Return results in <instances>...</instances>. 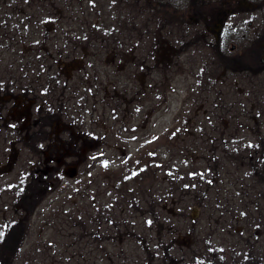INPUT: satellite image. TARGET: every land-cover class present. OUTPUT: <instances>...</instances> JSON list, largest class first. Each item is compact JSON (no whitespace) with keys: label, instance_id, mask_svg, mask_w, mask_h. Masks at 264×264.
<instances>
[{"label":"rangeland","instance_id":"rangeland-1","mask_svg":"<svg viewBox=\"0 0 264 264\" xmlns=\"http://www.w3.org/2000/svg\"><path fill=\"white\" fill-rule=\"evenodd\" d=\"M30 1L0 0V232H24L0 263L257 264L264 0ZM56 26L83 54L55 63Z\"/></svg>","mask_w":264,"mask_h":264},{"label":"trees","instance_id":"trees-1","mask_svg":"<svg viewBox=\"0 0 264 264\" xmlns=\"http://www.w3.org/2000/svg\"><path fill=\"white\" fill-rule=\"evenodd\" d=\"M38 0H31L30 2H31V4H33V6L34 5H36V3L35 2H37ZM48 2V3H47ZM51 2V0H39L38 1V6L39 7H41L40 9H43V11H44V13H45V10H44V8H43V6H46V5H48L49 3ZM102 0L99 2V1H97L96 2V4L94 5V7H96V9H97V11L98 12H100V14H99V16H101L102 18H103V13H104V11H103V9L104 8H102ZM86 12H88L87 10L85 11L84 10V13H86ZM45 15V14H44ZM17 17H14V19H16ZM100 20H101V18H100ZM100 20H98V23H100ZM52 21H54V19L52 20ZM55 29L56 30H60V28L59 27H55L54 29H53V31H46L45 33H44V36L42 37L43 39H41V37H39V33L38 34H33V35H36V38H37V41H38V43H39V46L41 45L40 44V40H42L43 41V43L45 44V46H46V44L50 41V42H53V40L55 39V41L56 42H58L59 41V38L60 37H64L65 38V41H63V42H65V44H66V49H64V51L62 52L63 54H60V55H56V54H54V57H55V59H57V60H54L55 61V63L56 62H58L61 58H65V59H68V58H70V57H74L75 55H77V54H83V50L81 49L80 50V45H77V47H75V46H73V43L71 42V41H69V42H67V40L68 39H72V34H71V30H60L59 31V33L56 35V36H54V35H52V33H55L56 31H55ZM12 33H10L11 34V36L13 37V38H15V37H18L17 36V32L18 31H14V30H12L11 31ZM106 32V31H105ZM108 32V31H107ZM93 33V32H92ZM26 34V33H25ZM24 34V35H25ZM76 34H80V31L79 32H76ZM82 34H84L85 35V33H83L82 32ZM94 34V33H93ZM39 37V38H38ZM54 37V38H53ZM81 37V36H80ZM100 37H102V36H100ZM104 37V36H103ZM104 38H106V37H104ZM91 40H93V37H92V39ZM90 39H89V41H91ZM42 43V42H41ZM71 43H72V45H71ZM39 46H37L38 48H39ZM27 48V47H26ZM69 48H72L73 49V51H71V49H69ZM88 48H90V50L91 51H93V49L94 48H96V45H94V46H90V47H88ZM80 50V51H79ZM23 60V59H22ZM22 60H20L21 62L20 63H17V64H19V65H21V67H20V69H18L19 70V72L20 73H23V75H22V78H24V79H27L28 77L27 76H25V74H24V67H27V66H29V63H26L25 65L23 64V61ZM28 70H29V68H27ZM28 72V71H27ZM48 84H50V83H48ZM50 87H52V88H54V89H56V88H58V86L57 85H53V84H50ZM256 92H257V94H256V96L259 94V97H262L263 99H264V88L262 87L261 89H259V92H258V90H256ZM263 99H262V101H263ZM257 103V102H256ZM262 105L264 106V104H263V102H262ZM263 106H261L259 109H253V110H251V112L252 113H245L243 116L244 117H250V119L252 118V117H254L255 119H256V125H257V129H258V126L260 127V125H262L263 123H264V110H263ZM254 112H256L255 114H253ZM260 121H261V123H260ZM39 135V134H38ZM261 139H264V137H263V134H262V137H261ZM260 145H262L260 148H261V151H262V153L264 154V143H261ZM259 150V148H257L256 147V149H255V151L253 152L254 154H256V151H258ZM251 158H254V159H256L255 158V156H251ZM250 158V159H251ZM260 161V160H259ZM258 161V162H259ZM260 164V163H259ZM262 165V164H261ZM257 166V165H256ZM258 168V167H257ZM261 169V168H260ZM202 200V199H201ZM225 206H226V203L224 204V207H223V209L225 208ZM219 209H222V208H219ZM225 210H227V209H225ZM224 210V211H225ZM223 211V210H222ZM14 222V221H13ZM12 222V223H13ZM11 223V224H12ZM10 224V226L8 227V230H7V232L5 233V235H4V240L2 241V244L0 245V250H2V252H6L7 254L5 255V257L6 256H8L9 255V253H11L12 252V254L14 255L15 254V251H16V248L17 247H20V244H21V241H22V239L19 237V235H23L24 234V232H23V228H20V222H18V223H14V224H12L11 225ZM21 231V232H20ZM143 246V248H141V250L145 253V254H147V256H146V258H143V259H145V260H141L140 258H139V261L140 262H142V263H145V264H153V262H157L158 260H159V257H157V256H155L156 254H155V252H152V250L151 249H148L147 247L149 246V245H145L144 243H142V244H139V246ZM139 249V248H138ZM9 263V261H7V263H6V260L4 259L0 264H8Z\"/></svg>","mask_w":264,"mask_h":264},{"label":"flooded vegetation","instance_id":"flooded-vegetation-1","mask_svg":"<svg viewBox=\"0 0 264 264\" xmlns=\"http://www.w3.org/2000/svg\"><path fill=\"white\" fill-rule=\"evenodd\" d=\"M239 7V6H238ZM230 9H228L227 11H220L219 13V23H218V26L217 28L215 29V36H216V39L217 41L220 40L223 36V38H225V41L226 43L232 41L233 39H240V37L238 36V33H239V30H242L240 28V26H238L237 24H233V23H229L228 25L225 24V26L223 25V18L224 17H227L228 16V12H234V8L233 7H229ZM245 38H243L244 40ZM236 49V43H231V46L229 48L230 51H235ZM263 61H264V58H263ZM248 241L249 239H247V246H248ZM259 248V247H258ZM260 250V249H259ZM263 250V249H262ZM252 253H256V250H253L251 251L250 250V245H249V248H248V256L246 257V262L245 264H250L252 263L250 261V256H252ZM258 256H261V258L258 260V257H255V262L257 264H264V252H259L258 253Z\"/></svg>","mask_w":264,"mask_h":264},{"label":"water","instance_id":"water-1","mask_svg":"<svg viewBox=\"0 0 264 264\" xmlns=\"http://www.w3.org/2000/svg\"><path fill=\"white\" fill-rule=\"evenodd\" d=\"M77 167L76 166H68L67 169L65 170V173L69 175L70 177H73L77 173Z\"/></svg>","mask_w":264,"mask_h":264},{"label":"snow or ice","instance_id":"snow-or-ice-1","mask_svg":"<svg viewBox=\"0 0 264 264\" xmlns=\"http://www.w3.org/2000/svg\"><path fill=\"white\" fill-rule=\"evenodd\" d=\"M2 239H3V233L0 232V240H2Z\"/></svg>","mask_w":264,"mask_h":264}]
</instances>
